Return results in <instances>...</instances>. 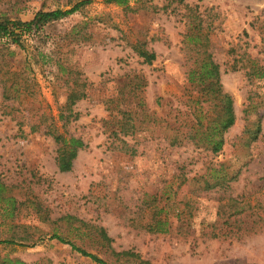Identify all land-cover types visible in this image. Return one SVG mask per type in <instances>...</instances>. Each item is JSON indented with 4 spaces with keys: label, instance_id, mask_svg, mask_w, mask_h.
<instances>
[{
    "label": "rangeland",
    "instance_id": "obj_1",
    "mask_svg": "<svg viewBox=\"0 0 264 264\" xmlns=\"http://www.w3.org/2000/svg\"><path fill=\"white\" fill-rule=\"evenodd\" d=\"M79 1L0 0V14L29 21ZM88 1L25 36L23 48L0 40V181L23 203L17 220L0 221V240L12 236L11 224L42 237L29 248L0 245V258L97 264L50 239L57 231L106 260V250L83 237L90 228H69L63 218L72 216L103 228L115 252L132 251L147 264H264V77L250 75L247 61L264 71V0H128L129 9ZM186 10H207L215 27L209 52L233 99L235 123L218 154L190 135L194 92L181 53ZM141 46L155 54L152 63L136 55ZM76 78L86 97L72 107L78 119L62 128L60 107ZM123 115L135 131L118 140L111 133ZM51 121L85 145L70 172L56 166V144L46 134ZM121 140L133 155L119 149ZM214 169L228 181L206 189ZM163 206L168 233L149 231Z\"/></svg>",
    "mask_w": 264,
    "mask_h": 264
},
{
    "label": "trees",
    "instance_id": "obj_2",
    "mask_svg": "<svg viewBox=\"0 0 264 264\" xmlns=\"http://www.w3.org/2000/svg\"><path fill=\"white\" fill-rule=\"evenodd\" d=\"M88 0L79 1L74 4L70 9H56L53 11L40 10L34 14L31 20L22 21L19 18L12 19L5 14H0V40H6L9 44L18 48H23V39L25 36L36 35L43 30L45 26L56 21H60L75 12L79 11L81 7L89 4ZM107 4H115L125 6L129 9L128 0H105ZM186 28L181 41V53L184 59V66L186 69L185 79L189 88L194 92L190 102L194 109L195 123L190 132L192 139L196 140V144L204 146L213 154H218L224 145L223 135L231 128L235 123V115L233 108L232 97L224 92L221 85V73L219 65L214 61L213 55L209 52L208 36L215 29L212 22H208L206 19L207 10L205 13H200L198 10H186ZM210 11V10H209ZM208 11V12H209ZM136 55L143 60V63L150 64L155 60V54L152 51L145 49L141 46V49L134 47ZM250 66V75L257 78L264 77V71L257 68L255 61L247 59ZM237 69L236 64L232 66V70ZM77 78L73 82L70 93L66 97L65 104L60 107L58 120L62 123L61 127L65 128L69 123L78 119V113H75L72 107L80 100L86 97L84 86H77ZM192 107V106H191ZM123 115L122 121L118 120L116 128L111 134H113L118 140L119 136L126 137L132 135L135 131V125L133 122L128 121ZM259 123L256 126L255 131L249 132V135L253 139H256L260 127ZM35 128H32L34 130ZM46 134L53 138L56 144V157L55 162L58 171L61 173L70 172L72 169L73 161L77 157V154L82 150L85 145L83 141L75 136H66L60 133L53 121L46 127ZM122 146L119 148L133 155L134 151L129 148L126 142L121 140ZM176 141H172L171 145H176ZM222 170V166L221 169ZM220 171L212 170L210 180H205L206 189L211 187L220 186L228 181L227 174L219 176ZM233 179V178H231ZM213 180V184L209 186L210 181ZM23 203L17 201L13 194L11 187L5 185L0 181V221L13 223L17 220L20 214ZM165 206L160 210H156L155 216H153L152 223L148 224L149 231L165 234L169 231L170 222L165 212ZM164 214L163 219L159 218ZM176 222L178 229L182 227V218L179 213L176 214ZM67 221L69 228H72L74 224H78L74 230H81L83 227L89 229L88 232H83V237H87L89 241L94 244L101 245L106 251L104 255L107 259L114 258L115 262L123 260L122 264H147L142 260L139 254H135L132 251L115 252L111 247L112 239L107 235L103 228L95 226H87L84 222L78 221L75 217L65 216L63 218ZM10 228L13 230L11 237L4 240H0V245L14 246L22 245L24 247H33L37 240H42V237L34 240V233L36 228L22 224H11ZM85 231V230H84ZM50 239H55L60 243L67 244L73 251L80 253L84 257L90 258L97 264H113L109 260H102L96 255L86 252L83 248L78 247L71 240H68L63 235L58 234L57 231L51 232ZM0 264H26L18 258H9L4 256L0 258Z\"/></svg>",
    "mask_w": 264,
    "mask_h": 264
}]
</instances>
